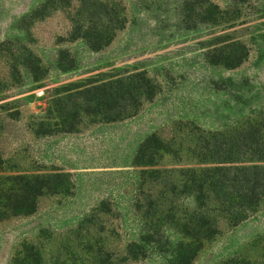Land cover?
<instances>
[{
	"label": "rangeland",
	"instance_id": "1",
	"mask_svg": "<svg viewBox=\"0 0 264 264\" xmlns=\"http://www.w3.org/2000/svg\"><path fill=\"white\" fill-rule=\"evenodd\" d=\"M101 1L125 23L95 51L71 38L84 0H0V188L16 174L62 173L66 186L39 197L33 214L0 219V264H14L25 244L37 247L41 264H173L177 243L189 238L163 208L145 212L147 191L160 186L142 184L139 145L155 133L173 148L154 168L201 166L192 152L200 134L264 120V0ZM215 6L222 19L205 21ZM232 42L246 46L240 65L209 62L208 52ZM142 70L160 89L136 115L83 116L75 131L57 128L61 87ZM176 206L180 215L193 210L194 198ZM221 228L191 264H264V203Z\"/></svg>",
	"mask_w": 264,
	"mask_h": 264
},
{
	"label": "trees",
	"instance_id": "2",
	"mask_svg": "<svg viewBox=\"0 0 264 264\" xmlns=\"http://www.w3.org/2000/svg\"><path fill=\"white\" fill-rule=\"evenodd\" d=\"M242 1L245 0H237ZM215 8L217 12L206 11L205 21L222 19L223 12L218 6ZM118 13L115 7L101 0H84L78 9L79 20H73L71 38H84L95 51L103 49L125 23V18ZM246 54L244 44L232 42L215 47L208 52L207 58L215 65L235 67L244 61ZM73 65L71 60L69 66ZM35 70H41L39 65ZM61 89L65 93L55 102L59 117L56 125L64 131H75L83 116L97 122H115L136 115L145 101L156 96L160 87L142 70L97 84L71 83ZM173 152L169 143L153 133L139 145L133 163L144 167L142 184L152 180L160 186L157 192L147 191L143 203L145 212L156 214L163 208L183 236L189 238L177 243L173 264H191L204 243L220 234L222 223L235 227L249 219L264 203V120L249 123L234 132L200 134L192 152L201 166L153 167L164 153ZM3 164L0 152V170ZM64 177L62 173L7 176L4 180L10 183L9 187L0 188V219L33 214L39 197L49 192L66 191ZM183 195L192 196L195 206L193 210H181L180 215L176 201ZM41 258L35 245L25 244L23 253L13 263L41 264Z\"/></svg>",
	"mask_w": 264,
	"mask_h": 264
}]
</instances>
